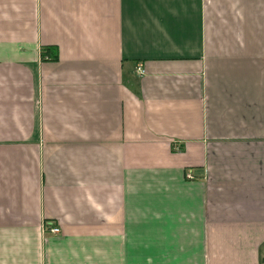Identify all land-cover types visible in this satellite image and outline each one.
I'll list each match as a JSON object with an SVG mask.
<instances>
[{
  "label": "crops",
  "instance_id": "0c3cea01",
  "mask_svg": "<svg viewBox=\"0 0 264 264\" xmlns=\"http://www.w3.org/2000/svg\"><path fill=\"white\" fill-rule=\"evenodd\" d=\"M0 264H264V0H0Z\"/></svg>",
  "mask_w": 264,
  "mask_h": 264
},
{
  "label": "trees",
  "instance_id": "16d2710c",
  "mask_svg": "<svg viewBox=\"0 0 264 264\" xmlns=\"http://www.w3.org/2000/svg\"><path fill=\"white\" fill-rule=\"evenodd\" d=\"M55 49H56V47L55 46H46V47H44L43 48V52H42V54L43 55H51L53 58H55L57 55H56V53H55Z\"/></svg>",
  "mask_w": 264,
  "mask_h": 264
},
{
  "label": "built area",
  "instance_id": "2783aa9c",
  "mask_svg": "<svg viewBox=\"0 0 264 264\" xmlns=\"http://www.w3.org/2000/svg\"><path fill=\"white\" fill-rule=\"evenodd\" d=\"M139 70H141L143 72L142 67H139ZM187 177L188 178H192L193 177V173L191 171H188L187 172ZM47 229H49L53 233H59L60 232V227L56 226V225H52L50 228H47Z\"/></svg>",
  "mask_w": 264,
  "mask_h": 264
},
{
  "label": "bare ground",
  "instance_id": "6f19581e",
  "mask_svg": "<svg viewBox=\"0 0 264 264\" xmlns=\"http://www.w3.org/2000/svg\"><path fill=\"white\" fill-rule=\"evenodd\" d=\"M51 227V226H50ZM50 227H47V228H50Z\"/></svg>",
  "mask_w": 264,
  "mask_h": 264
}]
</instances>
